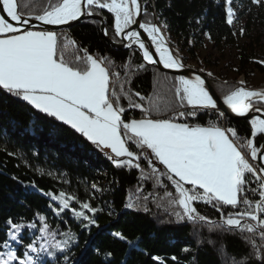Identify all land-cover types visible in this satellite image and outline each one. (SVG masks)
<instances>
[{"label": "trees", "instance_id": "16d2710c", "mask_svg": "<svg viewBox=\"0 0 264 264\" xmlns=\"http://www.w3.org/2000/svg\"><path fill=\"white\" fill-rule=\"evenodd\" d=\"M60 1L17 0L26 16L44 14ZM108 2L94 0L88 10L118 42L115 12L98 7ZM143 3V25L157 24L179 55L185 51L194 59L206 36L215 48L236 47L237 75L264 72L253 60L260 35L252 31L264 24V16L250 0H241L236 12L244 17L246 41L240 44L227 21L226 0ZM237 5L231 0L230 6ZM128 23L124 20V27ZM53 35L58 64L78 74L88 72L92 60L104 66L108 96L122 121L223 127L246 153L247 121L191 103L180 78L146 65L132 48L110 46L98 21L84 20ZM210 82L221 98L240 88L235 80ZM18 92L0 86V264H264L262 181L253 171L240 172L234 202H219L171 174L121 126L133 157L110 160ZM260 142L257 136L255 146Z\"/></svg>", "mask_w": 264, "mask_h": 264}, {"label": "rangeland", "instance_id": "374dc122", "mask_svg": "<svg viewBox=\"0 0 264 264\" xmlns=\"http://www.w3.org/2000/svg\"><path fill=\"white\" fill-rule=\"evenodd\" d=\"M250 1L261 8L264 16V0ZM230 2L231 0H226L227 21L234 28L237 43L240 44L246 41L241 37L244 17L238 19L236 15V12L241 9V0H232L238 4L237 9L230 6ZM100 4L98 7L104 6L102 3ZM107 4L118 18L116 23L119 22L121 29L125 28L124 20L129 23L131 21L128 1L110 0L105 5ZM155 25L160 36L173 52L181 60V56H185L187 62L184 63L203 71L207 74L209 81L211 78L221 82L235 80L240 88L232 94L251 92L253 97L242 111L250 106H260L256 104L257 102L264 103V100L260 99L261 93L264 92V86H261L264 82V72L254 71L248 78L237 75V49L235 46L215 48L207 37L203 36V42L194 52V59H192L185 51L180 52L182 55H179L178 48L170 45L168 35L157 24ZM151 26L146 27V31H148L149 36L151 35L150 37L155 38V35L150 31L153 28ZM0 30L3 31L1 27ZM252 31L260 35L253 60L264 66V24L257 23ZM0 39H5L2 40L3 46L0 48V52L3 56L8 54L6 67L0 68V86L8 91H19L20 99L56 120L68 124L110 160L133 157L132 152L126 148L121 139L120 126L131 136L134 143L144 145L146 148L149 147L151 152L152 147L154 152L158 142L169 146L170 144L181 143L176 137L179 136L177 130L173 129L175 125H178L177 123L145 121L144 119L122 121L118 109L112 104L108 96V75L104 66L100 62L92 60L88 72L78 74L58 64L53 60V32L26 30L10 35H0ZM153 42L157 46L158 42L154 39ZM180 81L181 88L191 103L202 108L208 105L205 93L197 85L190 81V85H188L182 78ZM229 96L223 97V100ZM220 128L229 137L228 132L223 127ZM247 145L248 142L246 153L238 151L240 167L243 170L253 171L256 177L262 181L260 195L263 199L264 176L260 175L250 161ZM172 151L176 152L173 149ZM240 153H242L241 156ZM160 156L162 160L165 159L163 154ZM259 205L260 203L257 204V209H259Z\"/></svg>", "mask_w": 264, "mask_h": 264}, {"label": "water", "instance_id": "95a60500", "mask_svg": "<svg viewBox=\"0 0 264 264\" xmlns=\"http://www.w3.org/2000/svg\"><path fill=\"white\" fill-rule=\"evenodd\" d=\"M127 1L131 13V21L127 27L121 30H115L118 42L111 40L105 28L104 20L100 16L89 12L88 7L91 6L92 2H89L88 0L81 1L80 12L76 17L54 22L47 21L45 18L46 16L59 11L63 0H61L55 8L38 16H26L20 14L17 0H12L13 9L8 12L4 5V0H0V27L3 29V31L0 30V35H10L26 30L55 32L58 30H67L84 20L98 21L101 35L110 46L115 49H134L146 65L154 67L160 72L174 75L197 85L203 93H205L208 100V105L203 107L218 111L223 116L230 119L247 121L250 129V137L247 145L248 157L260 175L264 176V107L250 106L246 113H236L232 111L226 106L223 98H221L213 88L207 74L184 63L167 43L166 44L176 65L173 67L165 65L158 57L156 51L157 47L153 42L154 38L148 35L143 26V0ZM152 27L156 28V25L153 24ZM152 33L155 35L153 31ZM258 122L262 123V129L261 131L255 132L253 128L254 123ZM258 135L261 137V142L258 147H255L254 140Z\"/></svg>", "mask_w": 264, "mask_h": 264}, {"label": "crops", "instance_id": "0c3cea01", "mask_svg": "<svg viewBox=\"0 0 264 264\" xmlns=\"http://www.w3.org/2000/svg\"><path fill=\"white\" fill-rule=\"evenodd\" d=\"M2 40L5 39H0V48L3 46ZM7 61L8 54L3 56L0 52L1 69L6 67ZM173 129L177 130L179 136L176 137L181 143L169 146L158 142L154 152L152 147V153L158 161L182 182L200 188L208 197L222 203L234 202L242 168L239 153L224 130L220 127L180 124L175 125ZM172 149L178 150L173 152ZM160 154H163L165 159L162 160Z\"/></svg>", "mask_w": 264, "mask_h": 264}, {"label": "bare ground", "instance_id": "6f19581e", "mask_svg": "<svg viewBox=\"0 0 264 264\" xmlns=\"http://www.w3.org/2000/svg\"><path fill=\"white\" fill-rule=\"evenodd\" d=\"M81 1L82 0H63L62 6L59 11H56L52 13L51 15L46 16V20L50 22L64 20V19H71L73 17H76L81 8ZM89 2H93L94 0H88ZM4 5L6 7V10L10 12L13 9V3L12 0H4ZM152 27V26H151ZM151 32L153 31L156 37L154 38V41L158 42L157 46L154 43V45L157 47L156 51L158 54L159 59L167 66L173 67L176 65L171 52L165 43L164 39L160 36L159 32L156 30V28H151ZM148 33V31H146ZM151 36V35H150ZM262 98L260 99L264 100V92L261 93ZM253 94L251 92H245V93H234L228 98L224 99V103L227 107H229L232 111L236 113H246L248 109L245 111H242L245 109L250 101L252 99ZM262 123H254V130L261 131L262 129Z\"/></svg>", "mask_w": 264, "mask_h": 264}, {"label": "built area", "instance_id": "2783aa9c", "mask_svg": "<svg viewBox=\"0 0 264 264\" xmlns=\"http://www.w3.org/2000/svg\"><path fill=\"white\" fill-rule=\"evenodd\" d=\"M103 7H104V6H103ZM104 9L109 10V5H105ZM117 19H118V18H117V16H116V17H115V25H116V26H120V25H119V22L116 23V20H117ZM185 83H187L188 85H190V82L187 81V80H185ZM263 200H264V198H263Z\"/></svg>", "mask_w": 264, "mask_h": 264}]
</instances>
